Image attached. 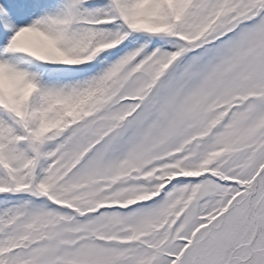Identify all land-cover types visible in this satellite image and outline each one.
I'll return each mask as SVG.
<instances>
[{"label": "snow or ice", "instance_id": "6c2138e0", "mask_svg": "<svg viewBox=\"0 0 264 264\" xmlns=\"http://www.w3.org/2000/svg\"><path fill=\"white\" fill-rule=\"evenodd\" d=\"M0 264H264V0H0Z\"/></svg>", "mask_w": 264, "mask_h": 264}]
</instances>
